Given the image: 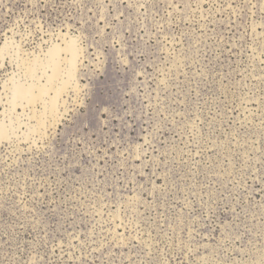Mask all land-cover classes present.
Instances as JSON below:
<instances>
[{
    "label": "rangeland",
    "instance_id": "374dc122",
    "mask_svg": "<svg viewBox=\"0 0 264 264\" xmlns=\"http://www.w3.org/2000/svg\"><path fill=\"white\" fill-rule=\"evenodd\" d=\"M0 264H264V0H0Z\"/></svg>",
    "mask_w": 264,
    "mask_h": 264
},
{
    "label": "bare ground",
    "instance_id": "6f19581e",
    "mask_svg": "<svg viewBox=\"0 0 264 264\" xmlns=\"http://www.w3.org/2000/svg\"><path fill=\"white\" fill-rule=\"evenodd\" d=\"M75 42L73 43L70 42L66 45V47L63 49L60 48V47H55L53 48L51 51H50V62L49 64L51 65L52 67V75L49 77V81H52L55 77H57L59 74H60V64H61V59L59 58V56L62 54L61 52L64 51L68 56V59L66 58L67 62L66 63H69V65L71 66H76L74 65V63H77V61H75L76 59L79 58V52L77 53L76 51V48L74 46ZM79 55V56H78ZM64 61V60H62ZM67 65V64H66ZM74 67H71L70 70H72V68L74 69ZM76 69V68H75ZM69 70V71H70ZM32 71V70H31ZM34 71V70H33ZM73 71H71V74H72ZM67 75V74H66ZM68 78V77H67ZM73 78V77H72ZM56 79V78H55ZM64 81V80H63ZM62 81V82H63ZM67 82V80H66ZM63 84V83H62ZM62 86V85H61ZM66 88L65 85H63L62 87H57V88H53V86L51 87L49 85L46 86V85H43L42 87L39 88V93H36L34 92L35 89H33L32 87H23V86H19L17 89H16V93L17 95L23 97V98H26L28 100L29 103H32V102H36L37 100L39 99H43L45 97L46 94L50 93L51 91V88L54 90L53 91V94L50 95L49 97V108L51 109V111L53 112L56 108V102H57V98L58 96L61 95L62 91H63V88ZM58 104V103H57ZM58 107V106H57ZM47 113V112H46ZM45 113V114H46ZM56 115V114H55ZM40 122V121H39ZM49 129V128H48ZM3 131V130H2ZM5 134V133H3ZM2 135V134H1Z\"/></svg>",
    "mask_w": 264,
    "mask_h": 264
}]
</instances>
